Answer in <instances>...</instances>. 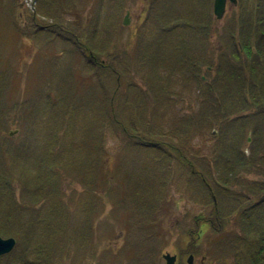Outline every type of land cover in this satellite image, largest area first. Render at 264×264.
I'll list each match as a JSON object with an SVG mask.
<instances>
[{
  "label": "rangeland",
  "instance_id": "374dc122",
  "mask_svg": "<svg viewBox=\"0 0 264 264\" xmlns=\"http://www.w3.org/2000/svg\"><path fill=\"white\" fill-rule=\"evenodd\" d=\"M21 2L26 10L36 11L44 25L56 17L65 24L80 22V29L88 30L93 24L98 46L111 49L128 67L118 87L116 107L129 83L147 88L141 77L145 69L135 70L139 58H159L161 44L165 55L160 61L181 52L179 25L161 33L168 15L196 10V0ZM10 5L11 0H0L2 22L11 16ZM238 5L228 2L221 20L213 16L212 55L217 60L222 44L230 41L225 29ZM128 11L129 23L124 24ZM19 21L22 27L31 26L23 14ZM54 29L43 28L39 38L23 37L16 44L12 29L0 24V71L8 68L0 76L10 82L21 80L14 95L6 89V98H0V117H6L0 119V139L23 144L11 157L0 152V227L4 228L0 234L15 231L17 239L13 252L1 257L0 264H18L20 257L27 264H167L164 254L175 255L188 244L190 252L198 243L210 253L219 239L230 247L231 224L225 229V222L219 235L210 231L198 237L195 219L214 206L203 184L213 189H247L251 183L264 182L259 167H264V152L253 155L250 151L249 125L244 127L248 140L239 139L242 144L231 148L228 143L233 140L225 139L222 119L214 116L211 122L203 121L205 111L196 83L185 89L175 73L170 83L176 93L156 111L143 112L148 127L158 130L156 140L144 138L146 146H138L129 137L110 134L102 96L112 88L105 90L96 75L87 84L83 77L90 73L82 56L75 58L73 42L59 36L53 44H39L41 37H52ZM101 57L104 63L109 60L106 54ZM163 64L157 77L167 74ZM215 73L211 68L207 79ZM72 98L77 99V109L69 105ZM222 118L226 123L232 119ZM4 122L8 130L2 134ZM153 142L157 145L152 146ZM233 155L232 162H220ZM201 175L207 177L203 184ZM193 232L196 239L190 236Z\"/></svg>",
  "mask_w": 264,
  "mask_h": 264
},
{
  "label": "trees",
  "instance_id": "16d2710c",
  "mask_svg": "<svg viewBox=\"0 0 264 264\" xmlns=\"http://www.w3.org/2000/svg\"><path fill=\"white\" fill-rule=\"evenodd\" d=\"M151 2L154 4L153 0ZM213 3L214 0H196V7H194L196 10L186 11L183 14L177 10L168 15L170 16V20H165L167 27H163L161 33L172 31L179 25L182 30L178 45L182 47V50L177 56L173 57L170 54L167 60L160 61L158 59L165 55V48L162 49V44L160 43L161 52L159 58L152 56L147 60H140L139 58L137 60L138 67L135 70L139 72L140 68L145 69L141 77H143L147 88L144 89L139 85L129 83L124 93L119 96V102L123 108L119 106L120 103L116 107L114 101L118 99L117 91L119 85L122 84V77L128 71L127 64L124 61H119L118 55L113 53L111 49L104 50L105 48L102 49L98 46V41H95V28H93L91 22L89 23V31L87 29H80L82 26L80 22L65 24L60 22L62 20L59 21L56 16V19L50 25H44L36 11L26 10L21 0H11V5L7 6L11 16L5 22L0 20V24L12 29L14 32L13 41L16 44L23 37L39 38L41 30L51 26L55 28L51 31L53 32V36L41 37L39 44H45L46 41L53 44L60 37L64 41L73 42L75 47H73L72 51L75 58L79 59L82 56L83 61L85 60V68L90 73L83 77L88 80L87 84L89 85L93 79L91 75H96L95 77L98 79V82H103L102 87L104 86L105 90L112 88L110 89L111 92L106 91L107 93L104 92L102 96L104 118L107 124L106 129L110 131V134L113 132L117 137L120 135L122 138L129 137L134 142V145L138 146H146L144 138L156 140L158 138L156 133L158 130L148 127L149 122L143 116V112L145 113L147 110L154 112L160 106L166 105L173 94L176 93L172 89L170 80L172 81V76H176L175 73H177L185 89H191L192 83H196L203 101V110L205 111V119L203 121L209 119L208 122H211L210 118L214 116L224 121L226 125L223 130L227 131L225 139L232 137L233 140L228 143L231 148L235 146L238 148L242 144V142H239V139L240 141L248 140V132L244 127H246L245 125H249L247 129H251L252 131V142L249 149H251L250 151L253 155L255 153L261 154L264 152V0H238L239 8L235 9L230 15L225 29L226 35L230 36L231 43L228 41V45L222 44L223 50L220 51L219 60L215 59L212 55ZM22 14L23 18L31 26L22 27L23 25L19 21L22 20ZM162 43L164 44V41ZM24 47L25 45L22 46V48ZM99 51L101 52L99 53ZM101 53L109 57L106 63L103 62ZM117 60L119 65L121 63L120 67L116 66ZM161 63H165L162 67H164L163 69L167 74L160 78L156 75H161V73L157 72ZM211 68L215 69L216 73L209 81L207 79L209 76L207 75ZM6 70L8 68L0 72L5 73ZM5 81L7 82L5 83ZM20 84V79L15 78L10 82L8 79L0 76V98H6V96H3L6 89H10V94L14 95L16 89L21 87ZM131 93L132 97L129 95ZM64 100L67 101L68 98H64ZM109 101H111V104H109ZM149 101H152L153 105H150ZM76 102V98H72L69 101L72 109L79 107ZM28 111L27 108L23 115L22 122L25 121V126L29 122ZM222 117L227 119L231 117L232 119H229L231 122L226 123ZM2 118L5 119L6 117L2 116ZM2 118L0 117V119ZM5 124L6 122L1 126L2 134L8 130L7 125L6 128L3 127ZM128 143L132 142L129 141ZM22 145L20 142L11 143L7 139H0V152L11 157L15 150L17 151V148ZM151 145L154 146L157 143L153 142ZM228 146L225 147L226 151ZM242 154L245 156V153ZM234 157L233 155L224 160L221 158L220 162L225 161V163H230ZM261 161L264 164V158ZM259 167L264 171L263 166ZM205 177L201 175V178H199L202 180V184L207 181ZM220 179L228 183L226 178L220 177ZM244 184L247 185L249 183L244 182ZM261 185L264 187V182ZM206 186L203 184L205 189H213L207 184ZM217 186L220 187L219 184ZM205 189L203 190L206 192ZM49 190L51 189H48V192L57 194L55 193L57 192L56 190L55 192ZM220 190L224 193L228 192ZM206 193L211 194V191ZM218 209L221 210L220 205ZM8 215L12 216V213ZM214 229L217 230L216 227ZM243 229L244 233H247L245 232L247 227L243 226ZM3 230L4 228L0 227V233ZM5 232V234L16 237L12 233L15 231ZM194 235L195 232L190 236L196 239ZM223 243L225 242H221L222 249L229 251V247L223 245ZM34 264H37V261ZM241 264L245 263L242 261Z\"/></svg>",
  "mask_w": 264,
  "mask_h": 264
},
{
  "label": "flooded vegetation",
  "instance_id": "af4514ba",
  "mask_svg": "<svg viewBox=\"0 0 264 264\" xmlns=\"http://www.w3.org/2000/svg\"><path fill=\"white\" fill-rule=\"evenodd\" d=\"M251 184L252 186L247 189H222L228 191L227 193L220 189H206L211 191L213 204L216 207L210 211H201L195 219V224L199 228L198 237L210 231L219 235L225 222V229L231 224V230L228 231L229 251H220V239L210 253L201 250L198 243L194 252H190L191 244H188L184 246L182 252L175 254V264H216L221 260L226 264H241L242 261L245 264H264V187L261 182ZM219 205L221 210L218 209ZM243 226L247 227L245 231L247 233H244ZM180 253H184L187 259L185 260ZM18 261V264H26L24 257H20ZM12 264L16 262L12 261Z\"/></svg>",
  "mask_w": 264,
  "mask_h": 264
},
{
  "label": "water",
  "instance_id": "95a60500",
  "mask_svg": "<svg viewBox=\"0 0 264 264\" xmlns=\"http://www.w3.org/2000/svg\"><path fill=\"white\" fill-rule=\"evenodd\" d=\"M228 2L237 4L238 0H214V14L216 19L221 20L225 16ZM129 14L130 12L128 11L125 17L124 24L129 23ZM16 242L17 240L15 237L5 238L0 235V256L11 252L15 247ZM163 256L166 259L167 264H175L176 256L174 254L166 253Z\"/></svg>",
  "mask_w": 264,
  "mask_h": 264
}]
</instances>
